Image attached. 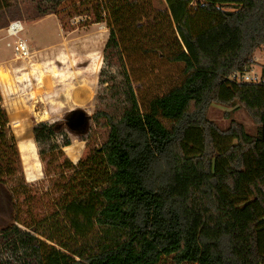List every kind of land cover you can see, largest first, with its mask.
<instances>
[{"label": "trees", "instance_id": "1", "mask_svg": "<svg viewBox=\"0 0 264 264\" xmlns=\"http://www.w3.org/2000/svg\"><path fill=\"white\" fill-rule=\"evenodd\" d=\"M74 3H95L88 16L109 24L106 67L92 116L77 108L64 123L32 128L60 197L35 230L53 245L28 233L25 242L38 243L42 264H264V86L229 79L264 46V0H165L172 49L158 52L181 64L182 74L142 100L117 35L134 28L143 7ZM10 7L0 0V12ZM213 103L242 108L255 134L235 120L221 129L207 116ZM90 122L103 140L90 148L82 138L90 150L74 164L64 151L72 144L67 131L81 137ZM17 176L24 177L21 155L0 90V183Z\"/></svg>", "mask_w": 264, "mask_h": 264}, {"label": "rangeland", "instance_id": "2", "mask_svg": "<svg viewBox=\"0 0 264 264\" xmlns=\"http://www.w3.org/2000/svg\"><path fill=\"white\" fill-rule=\"evenodd\" d=\"M75 1L11 0L12 7L0 12V27L3 29L0 32V70L10 75L6 82L0 79L3 106L7 113L9 106L19 110L24 107L23 117L31 132L35 123H64L63 120L74 109L81 108L89 116L96 110L100 73L106 67L104 50L111 38V28L107 22L96 23L92 14L88 16L95 3L82 6L80 3L75 5ZM132 1L139 2L143 7L141 16L135 19L134 28L117 35V39L121 42L119 50L123 52L125 68L142 100V96L149 99L176 84L181 78L182 65L172 63L168 59L169 55L158 52L162 50L169 54L172 49L169 46L171 42L165 18V0ZM196 8L193 5V14ZM52 11L59 13L56 15ZM84 11L87 14L79 16ZM44 12L49 14L44 15ZM43 16H49L50 19L29 31L31 34L38 32L37 36L41 38L37 43L44 44L43 48L47 49L39 58L43 66L40 69L33 67L35 55L26 60L17 58L14 48L18 39L9 36L7 29L14 21H21L26 27V24L37 22ZM60 24L64 31H61ZM153 36L154 40L149 41ZM159 38H162V43L158 46L155 41ZM161 45L164 48H160ZM261 49L262 46L256 49L253 57ZM112 72L114 69H107L108 77ZM83 88L91 93V99L84 104H76L74 92ZM8 116L12 123L13 118ZM207 116L221 129H227L232 120L242 123L249 134L254 135L257 129V125L242 108L213 103ZM90 124L91 130L81 137L78 132L67 131L72 146L64 148V151L74 164L90 150L82 138L89 140L90 148L103 140L102 132L96 130L92 122ZM11 127L21 155L24 177H10L6 184L0 183V232L9 230L0 236V264H42L36 252L38 243L25 242L23 236L28 233L39 242L53 245L36 234L35 230L36 224L51 216L55 210L54 201L60 196L52 185L57 177L53 173L52 177L47 175L33 133L30 138L19 139L13 125ZM47 156L48 162L53 161L52 157Z\"/></svg>", "mask_w": 264, "mask_h": 264}, {"label": "built area", "instance_id": "3", "mask_svg": "<svg viewBox=\"0 0 264 264\" xmlns=\"http://www.w3.org/2000/svg\"><path fill=\"white\" fill-rule=\"evenodd\" d=\"M23 29L20 21L12 22L7 29L8 35L17 36ZM14 49L18 59L26 60L31 55L25 41L19 40ZM229 79L238 85L264 86V46L258 55L253 57L248 67L243 71L233 73Z\"/></svg>", "mask_w": 264, "mask_h": 264}, {"label": "bare ground", "instance_id": "4", "mask_svg": "<svg viewBox=\"0 0 264 264\" xmlns=\"http://www.w3.org/2000/svg\"><path fill=\"white\" fill-rule=\"evenodd\" d=\"M9 77L10 75L0 70V79L2 81L4 82L8 81ZM73 99L76 104H84L91 99V93L85 88L79 89L74 92ZM25 110L26 109H24V107H22L21 110L16 108L12 109L10 106L8 107V114L11 115V117L13 118L11 124L13 125L16 137L19 139H25L29 137L32 133L30 131V126L23 117ZM73 155H75V153L72 154V156ZM76 159H78V157Z\"/></svg>", "mask_w": 264, "mask_h": 264}, {"label": "crops", "instance_id": "5", "mask_svg": "<svg viewBox=\"0 0 264 264\" xmlns=\"http://www.w3.org/2000/svg\"><path fill=\"white\" fill-rule=\"evenodd\" d=\"M52 15H50V18H51ZM49 16H46V17H41V19H39V21L35 22L33 21L32 23L30 24H26V27L24 26V24L21 22V24L23 25V34L22 36H20V34L22 33H19L17 36H11V37H16L18 40H16L17 42L19 40H22V41H25V43L27 44L28 48H29V51H30V56H34V59H32V63H33V67H36V68H42V63L39 61L40 57L43 56L47 49L46 48H43L44 44H41V43H37L39 41V39L41 37H38V32H34V34H31V32H29L32 28H35V26L39 25L40 23H44L46 20L50 19ZM60 23V22H59ZM32 26V27H31ZM34 26V27H33ZM60 29L61 31H64L63 27L61 26L60 24ZM3 29L0 30V32L2 31ZM7 33H8V30H7ZM15 41V42H16ZM33 50V52L31 51ZM32 52V53H31ZM30 58V57H29ZM13 68V66H12ZM73 95V94H72ZM72 146V145H71ZM70 147V146H69Z\"/></svg>", "mask_w": 264, "mask_h": 264}]
</instances>
